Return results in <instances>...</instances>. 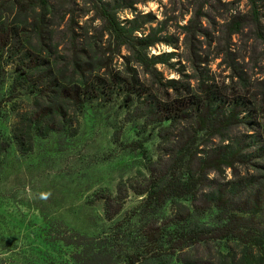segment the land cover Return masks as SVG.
Wrapping results in <instances>:
<instances>
[{
    "label": "rangeland",
    "instance_id": "374dc122",
    "mask_svg": "<svg viewBox=\"0 0 264 264\" xmlns=\"http://www.w3.org/2000/svg\"><path fill=\"white\" fill-rule=\"evenodd\" d=\"M7 1L0 0V5ZM49 4L37 12L45 16L41 36L29 29L35 14L21 15L10 11V5L5 13L11 29L18 25L25 31L0 61V264H79L73 260L79 249L57 240L72 231L98 240L115 261L132 252L130 246L137 241L136 214L143 198L128 191L122 212L112 221L105 218L101 198L115 197L119 187L142 183L148 175L143 151L153 162L165 159L178 133H185L184 123L180 128L169 121L145 126L142 116L147 110L173 101L172 109L179 107L181 112L213 97L214 113L221 108L217 100L224 99L225 107L243 101L252 111L246 113L249 121L239 115L244 123L228 124L225 138L246 143L251 154L262 146L261 138L253 143L251 138L264 126V0H49ZM100 8L132 39L153 43L143 53L154 65L147 70L126 45L115 42ZM25 62H37L44 72L53 70L68 87L78 74L74 62L84 71L86 64H98L104 67L100 72L104 80L110 76L120 83L80 112L69 108L56 131H45L31 121L48 104L24 82ZM131 89L136 93L128 98ZM222 128L215 127L213 138L201 133L198 150L228 144L220 141ZM255 159L254 166L264 170V162ZM226 176L222 180L210 175V181L222 185L234 180L230 171ZM26 186L34 194L51 190L53 195L47 201L29 200ZM181 205L191 207L189 202ZM165 214L185 216L175 205H168ZM215 214L211 209L196 219L211 225ZM91 256L84 254L82 259L86 262ZM171 264L264 261L255 250L225 240L177 253Z\"/></svg>",
    "mask_w": 264,
    "mask_h": 264
},
{
    "label": "trees",
    "instance_id": "16d2710c",
    "mask_svg": "<svg viewBox=\"0 0 264 264\" xmlns=\"http://www.w3.org/2000/svg\"><path fill=\"white\" fill-rule=\"evenodd\" d=\"M49 6V0H8L3 6L0 5V61L19 43L22 32L25 31L18 25L11 29L7 25L5 13L16 10L21 15L35 14L31 18L29 29L32 34L41 36L44 32L45 16L37 12L45 11ZM99 11L115 42L121 46L126 45L137 63L147 70L156 63L150 62L143 53V50L153 46L150 40L132 39L108 11L103 8ZM253 19L258 22L256 11H253ZM32 63L33 65L31 62L26 63L28 68L25 66L24 82L33 89L36 98L48 105L42 106L34 113L31 121L35 126L42 125L45 131H56L68 117L69 108L80 112L87 102L108 95L110 89L120 83L110 79V76L109 80H104L100 76L104 67H99L98 64H86L87 69L84 71L83 65L74 62V69L78 70V74L72 83L73 86L68 87L58 80L53 70L44 72L41 70L42 65ZM135 93L136 91L131 89L127 91V97ZM217 101L221 108H216L214 113L210 107L214 105L215 100L209 97L192 105L196 109L184 108L180 112L177 107L178 110L175 111L172 106L176 103L166 101L143 114L145 126L169 121L171 125L180 128V123H184L182 130L185 133H178L177 142L168 148L165 159L153 162L143 151L148 175L142 183L131 184L128 189L119 187L115 197L108 195L101 198L104 202L105 218L109 221L122 212L128 191L143 198L136 214L139 225L137 241L132 242L130 246L132 252L114 261L105 245L100 244L98 240L75 231L63 233L57 240L79 249L78 254L73 256L76 263L171 264L177 253L225 240L232 241L247 251L255 250L257 257L264 261V170L254 166L255 157L264 162V126H261L258 135L251 138V143L254 138H261L262 146L253 152L254 154L247 152L246 143L226 140L225 134L230 131L228 124L231 122L247 123L249 117L246 116L252 112L251 109L245 108L243 101L236 100L226 107L224 99ZM236 109H240V113H235ZM186 111L192 112L191 117H178ZM242 113L244 122L239 120ZM219 124L223 126L221 134H218L220 141H228V144L200 152L197 139L201 133L209 134V137L213 138L217 135L215 127ZM2 147L4 156L8 146ZM139 148L143 149L141 145ZM227 171H230L234 180L222 185L217 180L210 181V175L222 177L224 180ZM181 202H189L191 207L187 210ZM168 205L177 206L184 211L185 216L177 214L172 218L171 215H166ZM211 209L216 211L213 224L202 223L196 219ZM168 219L172 220L171 224L165 226L164 222ZM84 254L92 256L84 262Z\"/></svg>",
    "mask_w": 264,
    "mask_h": 264
},
{
    "label": "clouds",
    "instance_id": "9594fccd",
    "mask_svg": "<svg viewBox=\"0 0 264 264\" xmlns=\"http://www.w3.org/2000/svg\"><path fill=\"white\" fill-rule=\"evenodd\" d=\"M25 192H26L27 199H29V200L39 199V200L47 201V200L51 199V197L53 195L51 190L41 191L39 193L34 194L32 192V189L30 186H26Z\"/></svg>",
    "mask_w": 264,
    "mask_h": 264
}]
</instances>
